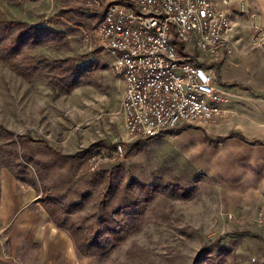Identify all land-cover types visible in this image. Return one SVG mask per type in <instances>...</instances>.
<instances>
[{
	"label": "rangeland",
	"instance_id": "1",
	"mask_svg": "<svg viewBox=\"0 0 264 264\" xmlns=\"http://www.w3.org/2000/svg\"><path fill=\"white\" fill-rule=\"evenodd\" d=\"M91 7L88 0H0V21L50 28L53 21L65 33L29 52L30 60L86 58L105 67L93 85L57 96L48 79L28 83L0 63L3 162L23 150L46 162L52 156L46 146L67 156L95 147L74 175L68 164L55 160L44 177L47 186L92 192L81 218L100 200L104 184L95 186L90 175L102 167L122 164L132 178L150 182L158 176L191 190L187 198L167 192L153 197L137 233L106 258L77 253V264H264V58L256 50L245 53L254 34L249 12L239 11L246 14L241 19L247 27L237 34L241 40L228 55L226 73L220 70L225 58L198 54L215 87L229 97L225 118L214 126L183 124L157 138L132 141L119 115L123 81L94 36L98 18Z\"/></svg>",
	"mask_w": 264,
	"mask_h": 264
},
{
	"label": "built area",
	"instance_id": "2",
	"mask_svg": "<svg viewBox=\"0 0 264 264\" xmlns=\"http://www.w3.org/2000/svg\"><path fill=\"white\" fill-rule=\"evenodd\" d=\"M88 3L98 18L94 36L123 81L119 115L129 140L154 139L183 124L214 126L225 118L229 97L215 87L198 54L210 60L234 54L232 0ZM253 30L245 53L256 50L264 58V31L256 24Z\"/></svg>",
	"mask_w": 264,
	"mask_h": 264
},
{
	"label": "trees",
	"instance_id": "3",
	"mask_svg": "<svg viewBox=\"0 0 264 264\" xmlns=\"http://www.w3.org/2000/svg\"><path fill=\"white\" fill-rule=\"evenodd\" d=\"M52 24L55 27L50 28L48 23L30 25L20 21H0V63L28 83L43 77L48 79L49 86L57 96L69 94L81 86L93 85L96 72L105 68L95 59H29V52L66 37L57 29L58 24L53 21ZM19 138L22 139L21 136ZM94 148L67 156L46 146L45 149L52 155L51 160L46 162L37 159L32 152L23 150L20 154L9 153L13 160L6 162L0 155V163L12 170L10 172L18 182L34 187L42 194L39 200L42 209L58 229L71 237L80 256L103 259L131 234L139 231L140 221L153 197L167 192L171 198H177V195L187 198L191 190L188 192L186 188L170 182L166 184L158 176L150 182L132 178L122 164L102 167L93 177L90 175L95 186L104 184L100 200L92 214L81 218L79 215L91 201L92 192L89 189L71 192L70 188L64 186H47L44 177L49 176L47 171L55 160L60 166L68 164L74 175L84 161L94 155ZM207 250L204 248L201 255Z\"/></svg>",
	"mask_w": 264,
	"mask_h": 264
},
{
	"label": "crops",
	"instance_id": "4",
	"mask_svg": "<svg viewBox=\"0 0 264 264\" xmlns=\"http://www.w3.org/2000/svg\"><path fill=\"white\" fill-rule=\"evenodd\" d=\"M232 1L230 19L238 42L241 37L237 34L247 27L244 25L247 21L241 19L246 14L239 13L240 1L249 12L248 25L252 32L254 19L257 28L264 31V0ZM224 58L226 61L220 64V70L226 73L229 57L224 54L219 59ZM245 127L244 131L249 132ZM256 137L260 139L262 136ZM40 198L39 191L18 182L0 163V259L5 264H77L80 258L71 237L50 221L39 203Z\"/></svg>",
	"mask_w": 264,
	"mask_h": 264
}]
</instances>
